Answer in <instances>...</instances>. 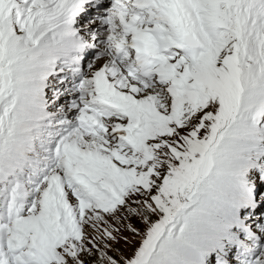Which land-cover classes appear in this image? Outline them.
<instances>
[{
	"label": "snow or ice",
	"instance_id": "6c2138e0",
	"mask_svg": "<svg viewBox=\"0 0 264 264\" xmlns=\"http://www.w3.org/2000/svg\"><path fill=\"white\" fill-rule=\"evenodd\" d=\"M0 264H264V0H0Z\"/></svg>",
	"mask_w": 264,
	"mask_h": 264
},
{
	"label": "rangeland",
	"instance_id": "374dc122",
	"mask_svg": "<svg viewBox=\"0 0 264 264\" xmlns=\"http://www.w3.org/2000/svg\"><path fill=\"white\" fill-rule=\"evenodd\" d=\"M132 246H133V245H126L123 241H121V242L117 245V247L121 248V249L125 252V254L130 253V250H131V247H132Z\"/></svg>",
	"mask_w": 264,
	"mask_h": 264
}]
</instances>
